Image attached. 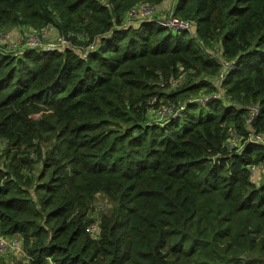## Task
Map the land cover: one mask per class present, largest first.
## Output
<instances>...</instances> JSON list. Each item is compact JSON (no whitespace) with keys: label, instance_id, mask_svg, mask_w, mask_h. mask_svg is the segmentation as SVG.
<instances>
[{"label":"trees","instance_id":"obj_1","mask_svg":"<svg viewBox=\"0 0 264 264\" xmlns=\"http://www.w3.org/2000/svg\"><path fill=\"white\" fill-rule=\"evenodd\" d=\"M162 1L0 0V29L71 42L0 43V232L20 264H264V0H174L180 32L125 25Z\"/></svg>","mask_w":264,"mask_h":264},{"label":"built area","instance_id":"obj_2","mask_svg":"<svg viewBox=\"0 0 264 264\" xmlns=\"http://www.w3.org/2000/svg\"><path fill=\"white\" fill-rule=\"evenodd\" d=\"M154 6L150 5L145 2H139L135 5H133L125 15V24L131 23L128 20L130 18H135L138 20H153L158 25H163L165 28H168L172 31H181V30H190L192 27L191 22L187 20H183L172 13L169 14V16L166 17H151V13L153 11ZM14 30L17 32V39L19 42L24 43L21 45L27 46V47H36V46H42L46 49L49 48H62L66 45L70 46L71 42L64 36V35H57L56 32H51L52 28H42V29H34L31 27H21V28H14ZM53 33V35H51ZM49 38L47 42H43L44 38ZM4 39V36L0 34V41ZM89 47H92L91 45ZM15 46L11 47L13 50ZM226 62L224 63V67H226ZM221 76V75H220ZM183 105H180L178 107H175L174 105H167L162 104L159 108L156 109V114L160 116H166L170 113H178L181 109H183ZM255 109L251 108L250 113L247 116V121L252 120L253 116L255 115ZM248 123V122H247ZM250 132L248 133V137L250 140L260 143L264 145V132H254L251 127L250 123H248ZM232 137L229 139L231 143L234 145L237 144L238 137L235 135L234 132H232ZM255 167H251L252 171V177L254 175ZM98 224L97 222H93L90 225H88L87 230L94 236L98 235ZM6 253H13V254H19V255H25V251L22 247V242L19 237H17L16 234L13 235H4L0 233V255L6 254Z\"/></svg>","mask_w":264,"mask_h":264},{"label":"rangeland","instance_id":"obj_3","mask_svg":"<svg viewBox=\"0 0 264 264\" xmlns=\"http://www.w3.org/2000/svg\"><path fill=\"white\" fill-rule=\"evenodd\" d=\"M101 1L105 3L108 0H101ZM163 2H164V0L161 3H163ZM145 3H148V4L154 6L153 11L151 13V17H166V18H168L167 16H169V14L172 13L174 0L166 1V6L165 7L161 6V3H158V4H153V3H149V2H145ZM128 21L131 22V23H135V22H137L139 20L135 19V18H130ZM153 26L156 27L157 24L153 22ZM51 32H55V30L52 29L50 31V33ZM0 34H2L4 36V39L2 41H0V43L3 44V47H5V51L6 52H14V49L13 50L11 49V47H13V46H15V49H18L20 51V49L22 48L21 45H23L24 43L18 41V39H17L18 38L17 37L18 34L14 30V28L3 27V28L0 29ZM51 35H53V33ZM48 40H49V38L46 37V38L43 39V42H47ZM18 50H15V51H18ZM169 84L170 85L168 86V88H171V86H174L176 84V81L170 80ZM214 84L219 88V91L217 93L221 95L222 89L220 87L219 80H216ZM203 91H204V89H202L200 91V93H202ZM198 95H200V94H197V95H194V96H198ZM151 102H153V100ZM247 112L248 111H246V114H247ZM263 176H264V168L263 167H255L253 178L254 179H259V178H261ZM104 202H107V200L104 197H102L101 195H99L97 197V199H96V203H104ZM95 204L93 205L94 209H92V212H93L92 217L95 220H98L99 212L95 210V207H94ZM0 257H2L4 259V261H5V263H8V264H13V263L20 264V263L23 262V259H24V256L19 255V254H13V253L2 254V255H0Z\"/></svg>","mask_w":264,"mask_h":264},{"label":"clouds","instance_id":"obj_4","mask_svg":"<svg viewBox=\"0 0 264 264\" xmlns=\"http://www.w3.org/2000/svg\"><path fill=\"white\" fill-rule=\"evenodd\" d=\"M139 21H141V20H139ZM139 21H137V23H139ZM146 21H152V22H154L153 20H150V19H147ZM155 23V22H154ZM127 24H132V23H126L125 25H127ZM182 31V30H181ZM174 32V31H173ZM176 32V31H175ZM178 32H180V31H178ZM23 48V47H22ZM21 48V49H22ZM20 49V50H21ZM260 179V178H259ZM255 180H257V179H255ZM94 222H97V224H98V221L96 220V221H94ZM1 233V232H0ZM2 234V233H1Z\"/></svg>","mask_w":264,"mask_h":264},{"label":"crops","instance_id":"obj_5","mask_svg":"<svg viewBox=\"0 0 264 264\" xmlns=\"http://www.w3.org/2000/svg\"><path fill=\"white\" fill-rule=\"evenodd\" d=\"M166 1H168V0H164V2L161 3V6H164V7H165V6H166ZM164 7H163V8H164Z\"/></svg>","mask_w":264,"mask_h":264},{"label":"bare ground","instance_id":"obj_6","mask_svg":"<svg viewBox=\"0 0 264 264\" xmlns=\"http://www.w3.org/2000/svg\"><path fill=\"white\" fill-rule=\"evenodd\" d=\"M161 26H163V25H161ZM170 30V29H169Z\"/></svg>","mask_w":264,"mask_h":264}]
</instances>
